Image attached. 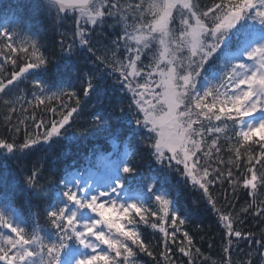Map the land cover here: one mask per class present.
I'll return each instance as SVG.
<instances>
[{
    "label": "snow or ice",
    "instance_id": "6c2138e0",
    "mask_svg": "<svg viewBox=\"0 0 264 264\" xmlns=\"http://www.w3.org/2000/svg\"><path fill=\"white\" fill-rule=\"evenodd\" d=\"M0 116V264H264V228L215 192L264 217V0L0 6ZM81 142L87 166L64 147ZM208 207L219 259L181 227ZM241 241L255 259L233 260Z\"/></svg>",
    "mask_w": 264,
    "mask_h": 264
},
{
    "label": "trees",
    "instance_id": "16d2710c",
    "mask_svg": "<svg viewBox=\"0 0 264 264\" xmlns=\"http://www.w3.org/2000/svg\"><path fill=\"white\" fill-rule=\"evenodd\" d=\"M205 3L210 5L211 0H204ZM9 3H15V0H0V6H7ZM50 43V41H49ZM8 68L11 69V65H8ZM19 107V106H18ZM31 116V110H29V117ZM50 118V114H48ZM22 118V117H20ZM40 118V114H37V119ZM16 122V118H14L13 123ZM6 127L3 123V117L0 116V135H7ZM64 147L69 151L70 155L68 156L69 161L72 159H76L80 164L87 166L86 161L82 157V153H86L88 149V144L81 143H73L66 144ZM227 155V153H225ZM93 162L96 157H93ZM9 167H15L12 162H9ZM215 192L219 196V200L221 204H228L237 215V219L242 221V223L238 224L240 230L245 233H254L256 238H259L261 229L264 228V217H253L250 214H245L241 211L243 208L247 206L248 203L251 202V197L247 195V190H245L242 186L237 188L235 192H233V188L231 185L226 182L221 186L218 185L215 189ZM225 196L228 197L225 200ZM260 199H264V193L261 194ZM254 210V209H253ZM189 222L186 225L181 226L184 231H188L189 234L193 237V242L196 246L200 247L203 252L207 255L211 256L213 259H219L223 256L222 251V235L224 233V228L222 225L217 223V215L211 210L210 207L207 209H202L199 212H194L189 216ZM170 223V222H168ZM145 226L141 225V228ZM147 235L151 239V245L155 250L157 256H159L160 251H162V241L163 234L159 233L158 230H153L150 227L147 228ZM178 241L183 239L182 233H177ZM234 240L236 238H233ZM171 243V241H169ZM178 245V242H177ZM211 246V247H210ZM240 248L243 250L242 252H234L233 260H247V253L249 250L252 251V258H256V248L257 246L251 242H243L240 243ZM264 251V249H261ZM182 254L177 253V256H181ZM141 259L146 262V264H157L156 260H153L151 257H148L146 254H140ZM186 259V258H185ZM159 264H164V261H159ZM257 264H260V261H257Z\"/></svg>",
    "mask_w": 264,
    "mask_h": 264
},
{
    "label": "rangeland",
    "instance_id": "374dc122",
    "mask_svg": "<svg viewBox=\"0 0 264 264\" xmlns=\"http://www.w3.org/2000/svg\"><path fill=\"white\" fill-rule=\"evenodd\" d=\"M103 167V162L101 163V165L99 166V168H102Z\"/></svg>",
    "mask_w": 264,
    "mask_h": 264
}]
</instances>
